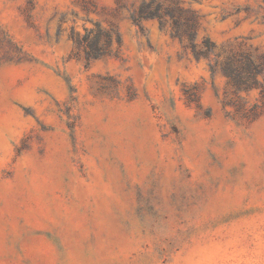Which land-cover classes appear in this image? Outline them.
<instances>
[{"label":"rangeland","instance_id":"obj_1","mask_svg":"<svg viewBox=\"0 0 264 264\" xmlns=\"http://www.w3.org/2000/svg\"><path fill=\"white\" fill-rule=\"evenodd\" d=\"M144 1L0 0V264H264V0Z\"/></svg>","mask_w":264,"mask_h":264},{"label":"trees","instance_id":"obj_2","mask_svg":"<svg viewBox=\"0 0 264 264\" xmlns=\"http://www.w3.org/2000/svg\"><path fill=\"white\" fill-rule=\"evenodd\" d=\"M155 6V7H153ZM163 4L160 1L157 0H150L149 2L144 1V3L141 5L139 9V15L135 17V21H139L143 18H153V17H159L162 18L164 12L162 11ZM166 13L171 15V17L174 18L173 22V30L174 33L177 35H181V23L178 21L177 18H175V14L173 9L167 8ZM184 25V24H183ZM186 28H183V32H187L189 34L190 38V45L193 49V51L196 54H201L203 53L202 49H199L197 45L194 42V37H195V25L193 22L190 20L185 23ZM205 42L209 46V39H206Z\"/></svg>","mask_w":264,"mask_h":264}]
</instances>
